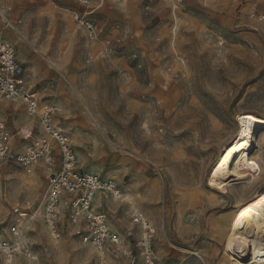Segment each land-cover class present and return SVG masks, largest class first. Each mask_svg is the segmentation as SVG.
I'll use <instances>...</instances> for the list:
<instances>
[{"label": "rangeland", "instance_id": "rangeland-1", "mask_svg": "<svg viewBox=\"0 0 264 264\" xmlns=\"http://www.w3.org/2000/svg\"><path fill=\"white\" fill-rule=\"evenodd\" d=\"M0 37L23 84L56 107L76 169L119 191L98 192L93 211L122 245L98 252L67 224L52 239L41 204L56 148L30 173L0 165V232L18 220L31 247L0 264H228L216 230L264 193V142L245 169L235 148L238 115L264 117V0H0ZM4 119L14 149L29 147L23 109Z\"/></svg>", "mask_w": 264, "mask_h": 264}, {"label": "built area", "instance_id": "built-area-1", "mask_svg": "<svg viewBox=\"0 0 264 264\" xmlns=\"http://www.w3.org/2000/svg\"><path fill=\"white\" fill-rule=\"evenodd\" d=\"M79 23L89 38H97L95 25L82 20ZM105 48L108 50V45ZM23 74L14 46L0 37V165L14 163L30 173L39 161L50 166L52 152L57 148L61 164L57 171L48 176L41 204L42 218L52 239H57L61 228L67 224L76 229L75 235L83 243L92 245L98 252H103L108 245L116 250L122 249L119 239L107 227L103 212L93 211L98 192L106 191L119 200V191L115 185L102 182L97 175L85 174L76 169V157L69 138L54 121L56 107L47 101H38L31 88L23 84ZM3 104L22 107L26 115L39 125L41 132L36 136H33L32 131L24 133L25 138H31L32 144L21 152L12 148V134L1 110ZM28 209L21 212L22 209L16 205L13 211L23 218L29 216ZM133 218L136 223L141 221L137 213L133 214ZM18 223V220H13L7 231L0 232V254L7 263L20 255L31 256V247ZM147 231L148 228L145 229ZM144 235L139 245L148 253L151 236L147 233ZM146 261H151L149 255H146Z\"/></svg>", "mask_w": 264, "mask_h": 264}, {"label": "bare ground", "instance_id": "bare-ground-1", "mask_svg": "<svg viewBox=\"0 0 264 264\" xmlns=\"http://www.w3.org/2000/svg\"><path fill=\"white\" fill-rule=\"evenodd\" d=\"M238 126L235 143V148H239L237 164L245 169L249 162L258 160L253 153L264 142V134H258L264 131V117L242 112L238 115ZM219 170L220 167L213 173L212 181L221 184ZM143 223L147 227V222L143 220ZM216 231L228 264H264V193L238 208L237 212L230 213Z\"/></svg>", "mask_w": 264, "mask_h": 264}, {"label": "crops", "instance_id": "crops-1", "mask_svg": "<svg viewBox=\"0 0 264 264\" xmlns=\"http://www.w3.org/2000/svg\"><path fill=\"white\" fill-rule=\"evenodd\" d=\"M4 40V39H3ZM6 41V40H5ZM24 74H25V72H24ZM11 107V108H10ZM18 107V106H17ZM14 108H16V106H14V105H7V104H3L2 105V107H1V110H2V113H3V118H4V113L5 112H7L9 109H14ZM20 108H22V107H20ZM23 109V108H22ZM23 111H24V113H25V110L23 109ZM25 115H26V113H25ZM27 116V115H26ZM27 119L30 121V126H28V127H24L25 129L24 130H22L23 131V135H24V133L25 132H27V131H32V133H33V136H36L37 134H39L41 131H40V128H39V125L37 124V122L35 121V120H33V119H31V118H29L28 116H27ZM5 120V119H4ZM6 121V120H5ZM8 129H9V127H8ZM10 130V129H9ZM11 132V131H10ZM12 134V133H11ZM12 138H13V134H12ZM30 140H31V138H30ZM32 141V140H31ZM12 143V142H11ZM12 148L14 149V146H13V144H12ZM15 150V149H14ZM16 151V150H15ZM21 151H23V150H21ZM21 151H16V152H21Z\"/></svg>", "mask_w": 264, "mask_h": 264}]
</instances>
